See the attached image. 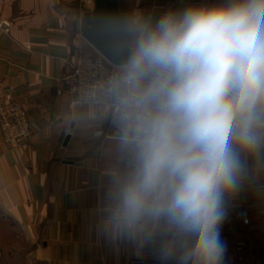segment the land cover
Listing matches in <instances>:
<instances>
[{"label": "crops", "instance_id": "crops-1", "mask_svg": "<svg viewBox=\"0 0 264 264\" xmlns=\"http://www.w3.org/2000/svg\"><path fill=\"white\" fill-rule=\"evenodd\" d=\"M118 1L134 50L165 13L198 6V0ZM93 7L94 0L82 7L71 0H0V25L9 26L0 28V97L12 96L35 128L15 151L0 141V233L14 236L11 252L21 248L25 264H128L157 252L163 264H181L192 250L187 235L172 246L146 243L177 230L166 218L146 216L131 228L114 219L119 189L135 167L136 134L118 135L109 110L71 105L70 62L93 49L83 35ZM240 161L239 187L225 201L231 210L247 207L253 225L222 222L223 264L252 238L264 257V142L240 150Z\"/></svg>", "mask_w": 264, "mask_h": 264}, {"label": "clouds", "instance_id": "clouds-1", "mask_svg": "<svg viewBox=\"0 0 264 264\" xmlns=\"http://www.w3.org/2000/svg\"><path fill=\"white\" fill-rule=\"evenodd\" d=\"M148 75L153 108L136 128L114 219L131 228L164 217L192 241L181 264H223L220 226L240 184V150L264 142V0L165 13L128 63L129 81Z\"/></svg>", "mask_w": 264, "mask_h": 264}, {"label": "built area", "instance_id": "built-area-1", "mask_svg": "<svg viewBox=\"0 0 264 264\" xmlns=\"http://www.w3.org/2000/svg\"><path fill=\"white\" fill-rule=\"evenodd\" d=\"M89 0H71L79 6H86ZM91 2V0H90ZM213 0H198L197 5H212ZM9 28L8 24L0 28ZM94 50V49H93ZM85 54L79 52L70 62L69 93L72 95V107L93 106L97 112H111V126L118 135L128 137L136 134V128L142 118L152 110L153 104L144 97L151 76H145L138 82L127 79L128 65L119 67L110 63L100 53ZM34 126L29 120L28 111L12 96L0 97V141L10 151H15L27 144L34 133ZM101 136L102 132H97ZM260 191H264V186ZM226 224L237 221L249 228L250 212L247 207L231 210L224 202ZM185 234L178 230H169L165 236L147 238L146 243L159 246H172L180 242ZM165 255L157 252L142 260H134L128 264H163ZM231 264H264V257L257 239L248 241L245 248L239 251Z\"/></svg>", "mask_w": 264, "mask_h": 264}, {"label": "water", "instance_id": "water-1", "mask_svg": "<svg viewBox=\"0 0 264 264\" xmlns=\"http://www.w3.org/2000/svg\"><path fill=\"white\" fill-rule=\"evenodd\" d=\"M87 43L110 63L125 67L134 52V34L118 0H94L85 16Z\"/></svg>", "mask_w": 264, "mask_h": 264}, {"label": "rangeland", "instance_id": "rangeland-1", "mask_svg": "<svg viewBox=\"0 0 264 264\" xmlns=\"http://www.w3.org/2000/svg\"><path fill=\"white\" fill-rule=\"evenodd\" d=\"M14 236H12V234L5 232V233H0V244L3 245H7L9 244V249L4 248L0 250V263L1 264H25L24 263V259L21 256L23 252L21 250V248L19 250H16L15 252H11L12 248H11V242L13 241ZM19 241V240H18ZM19 246H21V243H18ZM11 254H15L11 257Z\"/></svg>", "mask_w": 264, "mask_h": 264}, {"label": "trees", "instance_id": "trees-1", "mask_svg": "<svg viewBox=\"0 0 264 264\" xmlns=\"http://www.w3.org/2000/svg\"><path fill=\"white\" fill-rule=\"evenodd\" d=\"M85 54H95L93 49H90L88 52H86Z\"/></svg>", "mask_w": 264, "mask_h": 264}]
</instances>
